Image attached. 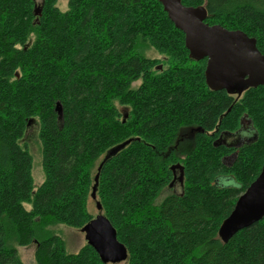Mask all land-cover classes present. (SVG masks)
Returning <instances> with one entry per match:
<instances>
[{
  "label": "trees",
  "instance_id": "1",
  "mask_svg": "<svg viewBox=\"0 0 264 264\" xmlns=\"http://www.w3.org/2000/svg\"><path fill=\"white\" fill-rule=\"evenodd\" d=\"M180 2L203 7L207 25L254 38L264 55V0ZM205 67L158 0H68L64 13L56 0H0V264H23L16 247L32 243L34 264H106L88 244L66 253L51 227L81 230L93 219L91 173L123 144L95 170V194L127 264H264V217L226 243L218 236L264 163V86L212 89ZM243 118L255 139L227 166L218 138ZM33 119L44 175L34 193L19 145ZM182 128L196 129L183 158L172 148ZM175 169L181 192L155 204Z\"/></svg>",
  "mask_w": 264,
  "mask_h": 264
},
{
  "label": "water",
  "instance_id": "2",
  "mask_svg": "<svg viewBox=\"0 0 264 264\" xmlns=\"http://www.w3.org/2000/svg\"><path fill=\"white\" fill-rule=\"evenodd\" d=\"M168 19L184 35V45L190 58L195 61L206 59L205 79L212 89L264 86V55L256 48L254 38L239 30H227L219 25L204 22L203 7H186L180 0H158ZM39 8L35 9V15ZM59 118L61 109L56 104ZM30 121L27 123V125ZM196 131V129H195ZM125 144L113 150L122 148ZM110 155V156H111ZM181 169V166H175ZM178 181L182 184V174ZM96 180L93 187L95 194ZM99 209V204L97 203ZM264 217V163L258 176L238 197L235 205L221 224L218 236L223 243L237 232L250 227ZM83 230L87 244L106 264H117L126 259V250L117 240L115 229L102 214L93 218Z\"/></svg>",
  "mask_w": 264,
  "mask_h": 264
},
{
  "label": "rangeland",
  "instance_id": "3",
  "mask_svg": "<svg viewBox=\"0 0 264 264\" xmlns=\"http://www.w3.org/2000/svg\"><path fill=\"white\" fill-rule=\"evenodd\" d=\"M36 2H39V0H36ZM56 7L60 12H66L68 10V0H56ZM31 41L32 38H29L28 44H30ZM144 56L152 59H163L162 56L157 54L152 49H147L144 52ZM138 84L139 81H135L132 84V87H135ZM195 133L196 131L194 128H182L179 130L175 144L172 147L178 157L183 158L186 153H188L192 148ZM19 145L22 148H25L31 157V176L33 181L34 193L36 189L42 184L44 179L42 171L41 148L38 140V121L36 119L31 120L25 128L23 136L19 141ZM115 148L117 147L108 150L98 158L95 169L91 173L92 187L87 198V211L90 213L92 218H96L98 215H101L100 210L97 208L96 194H94L92 190L96 180L95 170H98L104 160L113 153V150ZM174 175L176 177V180H174L170 186L165 188L159 194V196L155 200V204H159L166 196L170 194H179L181 192V184L177 180V178L179 177V171L177 169L174 170ZM220 181V184L223 186H234L235 183L231 178L221 179ZM23 206L27 211L31 209L30 205L27 203H25ZM51 232L52 234L59 236L63 240L65 244V251L68 254L77 253L83 246L87 244L86 234L83 230H76L62 224H57L51 227ZM35 246L36 244L32 243L26 247H16L17 255L23 262V264H34L33 253L35 250ZM117 264H127V261L124 260Z\"/></svg>",
  "mask_w": 264,
  "mask_h": 264
},
{
  "label": "flooded vegetation",
  "instance_id": "4",
  "mask_svg": "<svg viewBox=\"0 0 264 264\" xmlns=\"http://www.w3.org/2000/svg\"><path fill=\"white\" fill-rule=\"evenodd\" d=\"M254 139L255 131L245 118L241 120V127L236 132H223L218 138V142L230 151L227 156L223 157V163L227 166L231 165L237 156L238 148ZM174 180H176V177H174Z\"/></svg>",
  "mask_w": 264,
  "mask_h": 264
}]
</instances>
